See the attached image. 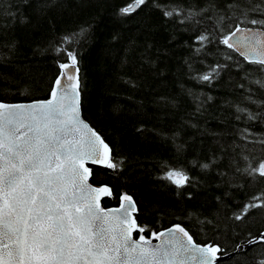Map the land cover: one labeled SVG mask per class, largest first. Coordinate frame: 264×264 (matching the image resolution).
I'll return each mask as SVG.
<instances>
[{
	"label": "trees",
	"instance_id": "trees-1",
	"mask_svg": "<svg viewBox=\"0 0 264 264\" xmlns=\"http://www.w3.org/2000/svg\"><path fill=\"white\" fill-rule=\"evenodd\" d=\"M134 2L0 0V103L48 100L73 52L83 117L116 164L87 166L110 191L101 207L128 194L145 238L179 224L234 252L264 232V207L243 214L264 193L252 173L264 161V67L222 40L245 16L264 19V0H145L122 14ZM171 170L188 181L177 187ZM262 261L264 241L217 264Z\"/></svg>",
	"mask_w": 264,
	"mask_h": 264
},
{
	"label": "snow or ice",
	"instance_id": "snow-or-ice-1",
	"mask_svg": "<svg viewBox=\"0 0 264 264\" xmlns=\"http://www.w3.org/2000/svg\"><path fill=\"white\" fill-rule=\"evenodd\" d=\"M144 3L135 0L121 12L128 14ZM245 20L222 43L247 62L264 66V30L242 28ZM246 22L264 29V19ZM67 56L71 64H60L49 100L0 103V264H215L220 248L197 246L180 225L153 232L161 240L153 245L132 216L135 204L128 195L122 197L127 206L122 203L119 210L101 208V196L110 191L87 183L85 163L116 164L109 146L80 119L76 56ZM252 173L264 177V161ZM164 178L177 187L188 181L179 170ZM256 207H264V193L243 214ZM134 231L140 233L136 240Z\"/></svg>",
	"mask_w": 264,
	"mask_h": 264
},
{
	"label": "water",
	"instance_id": "water-1",
	"mask_svg": "<svg viewBox=\"0 0 264 264\" xmlns=\"http://www.w3.org/2000/svg\"><path fill=\"white\" fill-rule=\"evenodd\" d=\"M138 7H136L135 8V10L137 9ZM134 10V11H135ZM132 12V11H131ZM247 28V27H246ZM255 30H263V29H259V28H254ZM238 36H239V34H238ZM235 39V38H234ZM234 51V50H233ZM240 58H242V59H244V57L243 56H241L238 52H236V51H234ZM245 60V59H244ZM246 61V60H245ZM247 62V61H246ZM249 63V62H248ZM68 64H71V62H68ZM264 67V66H263ZM75 68L76 69H78V67H77V65H75ZM61 68L59 69V74H58V76L60 75V73H61ZM58 76H57V78H58ZM75 76H76V79L78 80V82H79V69H78V72H76L75 73ZM56 78V79H57ZM79 85H80V83H79ZM53 87H54V84H53ZM52 87V88H53ZM78 91H79V88H78ZM51 97H49V99H50ZM48 99V100H49ZM43 101H47V100H43ZM43 101H33V102H30V103H24V104H18V105H31V104H35V103H38V102H43ZM13 105H16V104H13ZM79 113H80V119L84 122V123H86L88 126H89V128L92 130V131H94V132H96L90 125H89V123L84 119V117H83V114H82V111H81V101H80V92H79ZM97 133V132H96ZM97 135H99L98 133H97ZM100 136V135H99ZM102 139V138H101ZM103 140V139H102ZM105 143V142H104ZM110 155H111V152H110ZM87 166H95V167H102V168H104L105 166H103L102 164H99V163H91V162H86L85 163V167H87ZM90 180V174H89V176H88V181H87V183L89 184V185H91L92 187H94V188H102V187H105V186H96V185H93V184H91V182L89 181ZM107 188V187H106ZM124 195H128V194H124ZM124 195H121L120 196V200H119V205L117 206V207H113V208H109V209H105V208H102V209H104L105 211H109V212H114V211H116V210H119V209H121V204L122 203H124L125 204V206H127L126 205V202H124L123 200H122V197L124 196ZM107 195H102L101 196V198H100V201L103 199V198H105ZM128 196H130V195H128ZM131 197V196H130ZM132 198V197H131ZM100 201H99V203H100ZM132 201L134 202V200H133V198H132ZM134 204H135V202H134ZM100 206H101V204H100ZM136 213H137V207H136V204H135V211L134 212H132V216L135 218V215H136ZM176 225H179V224H176ZM176 225H172V226H170V227H168V228H166V229H163V230H160V231H158L157 233H159V232H166L168 229H170V228H173L174 226H176ZM182 227V226H181ZM135 232V231H134ZM133 232V233H134ZM133 233H132V237H133V239L134 240H136V239H138V238H135L134 236H133ZM264 233V232H263ZM261 234V233H260ZM257 235L256 237H254V238H252V239H250L249 241H252L251 243H249V241H247L246 243H244L243 245H241V246H239L234 252H230V253H225V254H223L222 252H221V250H220V252H218L217 254H216V259H215V264H217V263H219V262H222V261H225V260H228L229 258H231L235 253H237L238 251H239V249L243 246V247H247V246H250V245H253V244H256V243H258V242H261V241H264V237H262L261 235ZM179 235V234H178ZM146 239H148V238H146ZM162 239H164V238H162ZM185 240H186V238H184ZM151 240V243L153 244V245H156V244H159V243H161V240H157V239H155V238H153L152 237V239H150ZM193 242H194V240H193ZM195 243V242H194ZM197 246H208L209 244H205V245H201V244H197V243H195ZM213 246H216V245H213Z\"/></svg>",
	"mask_w": 264,
	"mask_h": 264
}]
</instances>
